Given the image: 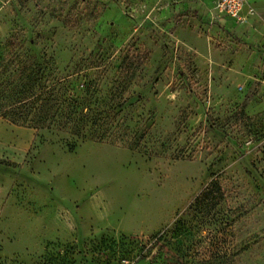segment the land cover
Returning a JSON list of instances; mask_svg holds the SVG:
<instances>
[{"label": "rangeland", "instance_id": "374dc122", "mask_svg": "<svg viewBox=\"0 0 264 264\" xmlns=\"http://www.w3.org/2000/svg\"><path fill=\"white\" fill-rule=\"evenodd\" d=\"M249 6L0 0V264H264Z\"/></svg>", "mask_w": 264, "mask_h": 264}, {"label": "built area", "instance_id": "2783aa9c", "mask_svg": "<svg viewBox=\"0 0 264 264\" xmlns=\"http://www.w3.org/2000/svg\"><path fill=\"white\" fill-rule=\"evenodd\" d=\"M214 10L236 22H241L245 19V12L249 15L254 13L252 7L249 6L248 0H215Z\"/></svg>", "mask_w": 264, "mask_h": 264}, {"label": "trees", "instance_id": "16d2710c", "mask_svg": "<svg viewBox=\"0 0 264 264\" xmlns=\"http://www.w3.org/2000/svg\"><path fill=\"white\" fill-rule=\"evenodd\" d=\"M36 80V79H35ZM10 109H14V107L13 106H10ZM85 114V113H84ZM5 115V116H4ZM6 115H8V112H5L2 116H3V118H6ZM7 120L9 121V122H12L13 124H15V123H17V122H19V121H16L17 119L16 118H13V117H9V118H7ZM19 120H25V119H19ZM23 121H20V122H22V123H24ZM52 122H53V120H52ZM41 123V122H40ZM34 124V123H33ZM34 128H36L37 129V127H39V126H33Z\"/></svg>", "mask_w": 264, "mask_h": 264}, {"label": "crops", "instance_id": "0c3cea01", "mask_svg": "<svg viewBox=\"0 0 264 264\" xmlns=\"http://www.w3.org/2000/svg\"><path fill=\"white\" fill-rule=\"evenodd\" d=\"M210 1H211L212 5H213V7H214V1H215V0H210ZM248 1H249V3L251 4V0H248ZM226 19L229 20V21H230V20H231V21H234L233 19L228 18V17H226Z\"/></svg>", "mask_w": 264, "mask_h": 264}]
</instances>
